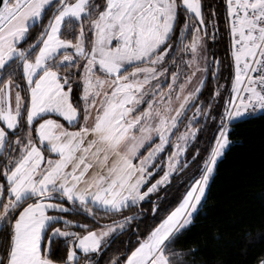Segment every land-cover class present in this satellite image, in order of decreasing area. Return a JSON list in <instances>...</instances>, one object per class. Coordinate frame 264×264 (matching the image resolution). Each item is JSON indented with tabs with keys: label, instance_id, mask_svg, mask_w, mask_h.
I'll use <instances>...</instances> for the list:
<instances>
[{
	"label": "snow or ice",
	"instance_id": "snow-or-ice-1",
	"mask_svg": "<svg viewBox=\"0 0 264 264\" xmlns=\"http://www.w3.org/2000/svg\"><path fill=\"white\" fill-rule=\"evenodd\" d=\"M221 28L225 83L210 48ZM256 110L264 0L219 11L203 0H0V264H99L126 233L110 264H196L197 249L176 241L230 125ZM210 123L204 154L190 153ZM192 164L199 174L166 205L159 193Z\"/></svg>",
	"mask_w": 264,
	"mask_h": 264
},
{
	"label": "trees",
	"instance_id": "trees-1",
	"mask_svg": "<svg viewBox=\"0 0 264 264\" xmlns=\"http://www.w3.org/2000/svg\"><path fill=\"white\" fill-rule=\"evenodd\" d=\"M203 2L209 7H216L218 11L223 4V0ZM210 48L221 61L220 83H225V78L229 76L230 57L226 55L227 37L223 35L222 28L217 42L210 44ZM214 83L210 81L208 87H213ZM213 133L214 126L210 123L205 131L198 134L197 143L189 152L200 147L203 155V146L213 138ZM228 136L229 147L216 165L206 198L193 223L176 241L177 249H197L192 253L196 264H257L258 259L264 257V112L232 123ZM194 174L199 173L196 165L192 164L182 173L172 176L171 184L159 193L167 198L164 201L166 205L175 206L178 203L188 178ZM156 199V195L151 196V201ZM142 207L148 212L147 221L141 224L143 229L145 224L152 222V203L145 202ZM70 218L92 223L84 216L74 214ZM76 230L80 231L78 228ZM127 235L113 240L94 259L99 264H110L112 256L126 250ZM60 251L63 254V249ZM81 264H84V260H81Z\"/></svg>",
	"mask_w": 264,
	"mask_h": 264
},
{
	"label": "rangeland",
	"instance_id": "rangeland-1",
	"mask_svg": "<svg viewBox=\"0 0 264 264\" xmlns=\"http://www.w3.org/2000/svg\"><path fill=\"white\" fill-rule=\"evenodd\" d=\"M260 112H264V111H260ZM245 117H246V116H245ZM228 147H229V145L226 146V148H225L223 154L217 159V163H218V161L224 156L225 151L228 149ZM217 163H216V165H217ZM216 165H215V168H216ZM215 168H214V172H215ZM214 172H213V174L209 177V182H208V184H207V186H206L205 195H204V197H203V199H202L200 205L198 206V210H197V212L195 213V215H196V214L198 213V211L200 210V208H201V206H202V204H203V202H204V200H205V198H206L207 191H208V186H209V183H210V181H211V179H212V177H213V175H214ZM195 215H194V216H195ZM193 218H194V217H193Z\"/></svg>",
	"mask_w": 264,
	"mask_h": 264
},
{
	"label": "built area",
	"instance_id": "built-area-1",
	"mask_svg": "<svg viewBox=\"0 0 264 264\" xmlns=\"http://www.w3.org/2000/svg\"><path fill=\"white\" fill-rule=\"evenodd\" d=\"M260 112V110H256L255 112H251L249 115H247L246 117H249V116H253V115H255V114H257V113H259Z\"/></svg>",
	"mask_w": 264,
	"mask_h": 264
}]
</instances>
